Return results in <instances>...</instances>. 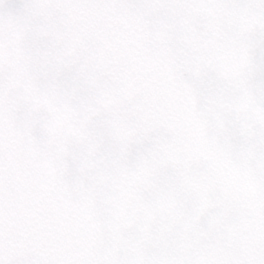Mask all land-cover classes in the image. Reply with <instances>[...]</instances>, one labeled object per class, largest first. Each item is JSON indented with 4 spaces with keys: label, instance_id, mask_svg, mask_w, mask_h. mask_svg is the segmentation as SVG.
<instances>
[{
    "label": "snow or ice",
    "instance_id": "6c2138e0",
    "mask_svg": "<svg viewBox=\"0 0 264 264\" xmlns=\"http://www.w3.org/2000/svg\"><path fill=\"white\" fill-rule=\"evenodd\" d=\"M0 264H264V0H0Z\"/></svg>",
    "mask_w": 264,
    "mask_h": 264
}]
</instances>
